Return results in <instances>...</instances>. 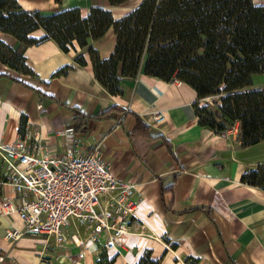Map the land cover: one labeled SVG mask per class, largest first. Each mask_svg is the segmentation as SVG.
I'll list each match as a JSON object with an SVG mask.
<instances>
[{"label":"crops","instance_id":"crops-1","mask_svg":"<svg viewBox=\"0 0 264 264\" xmlns=\"http://www.w3.org/2000/svg\"><path fill=\"white\" fill-rule=\"evenodd\" d=\"M18 1L26 10L44 13L80 8L83 17L102 7L116 19L138 6L121 9L108 0ZM253 1L264 6V0ZM44 35L43 30L32 34ZM0 40L14 49L21 45L2 32ZM116 42L111 28L91 47L107 60ZM23 52L30 74L0 62V147L27 132L60 154L72 148L87 156L100 144L111 172L136 187L137 221L121 246L111 250L105 235L91 238L89 223L71 221L59 248L54 240L46 244L25 234L8 238L11 230L22 233L24 224L18 215L0 213L4 264H143L148 258L158 264H264V189L241 183L243 174L264 164V140L244 147L239 124L223 133L201 126L194 108L197 93L179 81L167 83L141 71L135 79H123L122 95H112L96 79L88 48L66 53L48 40ZM80 54L85 67L76 62ZM113 107L111 117L97 118ZM73 109L93 118L86 132L75 131ZM157 110L160 122L151 117ZM138 117L150 127L149 136H133ZM2 182L0 197H15Z\"/></svg>","mask_w":264,"mask_h":264},{"label":"trees","instance_id":"trees-1","mask_svg":"<svg viewBox=\"0 0 264 264\" xmlns=\"http://www.w3.org/2000/svg\"><path fill=\"white\" fill-rule=\"evenodd\" d=\"M108 1L120 7L130 0ZM111 28L116 47L103 60L91 42ZM39 30L45 35L33 37ZM0 32L23 45L18 52L0 40V62L19 72L31 73L24 47L53 40L66 53L88 48L95 77L110 94L122 95L123 79H135L141 71L167 83L179 81L197 93L201 126L223 133L239 124L244 147L264 140V87H253L254 77L264 74V6L253 0H142L120 19L102 7L83 17L80 8L44 13L26 10L18 0H0ZM76 62L87 66L84 54ZM211 98L217 99L216 111L205 102ZM114 109L97 118L111 117ZM73 111L75 131L86 132L93 118ZM137 122L133 136H149L150 127L140 117ZM241 183L264 189V164L243 174ZM143 264L158 263L148 258Z\"/></svg>","mask_w":264,"mask_h":264},{"label":"built area","instance_id":"built-area-1","mask_svg":"<svg viewBox=\"0 0 264 264\" xmlns=\"http://www.w3.org/2000/svg\"><path fill=\"white\" fill-rule=\"evenodd\" d=\"M160 122V110L151 114ZM98 144L87 156L69 148L64 154L49 151L39 135L27 132L11 144L0 147V162L6 167V180L15 197H0V213L18 215L24 231L7 233L40 237L46 244L54 240L60 247L64 228L80 220L92 227L91 238L105 235L106 249H118L122 236L137 221L136 187L117 178L101 158ZM99 206L100 213L95 207ZM6 256L0 253V264Z\"/></svg>","mask_w":264,"mask_h":264},{"label":"rangeland","instance_id":"rangeland-1","mask_svg":"<svg viewBox=\"0 0 264 264\" xmlns=\"http://www.w3.org/2000/svg\"><path fill=\"white\" fill-rule=\"evenodd\" d=\"M141 1L142 0H130L125 5L120 6L119 8H121V9H129V8H132V7L136 6V5H139ZM6 45L7 46H10L7 43H6ZM22 48H23V45L21 44L16 50L18 52H20ZM263 85H264V74L263 75H257V76H255L254 77V80H253V87L254 88H261ZM215 100H217V99L216 98H211V99H208L207 101H205L206 103H209L212 106V108H213L214 111H216V108H215V106L213 104V102ZM236 125L229 126V129L228 130H232ZM240 139H241V131H240ZM262 150H264V149H262ZM253 152H256V151H253ZM5 176H6V167L4 166L3 163L0 162V179L5 178ZM95 210H96L97 213H100L101 212V209H100L99 206H96L95 207ZM61 247H63V246H60L59 248H61Z\"/></svg>","mask_w":264,"mask_h":264}]
</instances>
